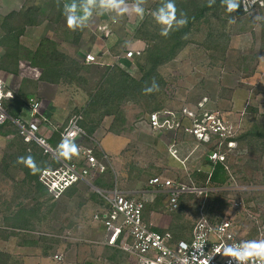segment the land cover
<instances>
[{
	"label": "rangeland",
	"instance_id": "rangeland-1",
	"mask_svg": "<svg viewBox=\"0 0 264 264\" xmlns=\"http://www.w3.org/2000/svg\"><path fill=\"white\" fill-rule=\"evenodd\" d=\"M46 1L0 0V21L12 10H23L27 4H45ZM82 2L83 0H78L77 3ZM150 2L153 3L152 0ZM125 3L136 4L131 0H125ZM92 10L93 18L99 14L102 19L117 20L115 29L123 39L119 46L113 47L116 55L125 49L129 39H142L145 47L147 44L144 38L148 40L150 46L154 42V36L160 33V26L150 15L154 10L152 8L144 12L143 18L136 15L135 20L131 17L127 18L126 14L121 17L112 11L107 13L96 6ZM101 13L105 14L101 15ZM257 14L264 16V0H241L240 7L232 14L225 9L219 13L211 12L206 21L198 22L186 35L177 56L160 68L165 79V84L162 86L163 94L160 96L161 100L165 99L163 110H171L181 118V114H184L183 110L187 108L199 121L206 113L218 116L226 127V137L220 139L216 135H211L210 141H200L184 129L194 126L193 119L183 117L178 130L169 132L172 137L167 135V131V133H159L162 139L155 141L158 132H153L150 128L149 112L145 102L137 104L130 102L123 106L125 119L116 123L118 128L125 127L121 135L130 139L127 147L116 157L104 154L100 150L102 155L98 158L100 161L104 159V162L114 170L117 189L135 188L140 179L155 176L182 181L188 185L194 180L195 169L201 165L207 170L210 169L203 165L208 152L218 148L226 156L230 166V184L190 190L176 210L171 208L168 195L157 193L158 201L154 207L152 201L146 203L147 219L150 221L153 215L164 217L166 224L162 228L180 226L179 229L182 231L180 234L191 235L195 223L206 216L216 221L231 220L240 237L259 236V222L264 217V141L258 143L254 141L251 145L243 142L244 145H241L235 139L239 133L254 124L264 122V24L263 20L254 19ZM40 16L47 17L46 12ZM233 18L235 22H230ZM54 27L52 22L44 20L40 25L28 30L23 38V42L27 45L25 51L23 49V53L26 54L23 56L24 59L31 57L28 55L34 50L41 37L45 34L55 35ZM215 31L230 34L231 41L226 49H219L215 42H209L213 37H217ZM148 66L146 52L143 50V54L134 59V65L128 71L140 78ZM90 74L96 76L98 72ZM19 75L18 78L12 76V79L11 77L3 79L6 85L9 83L11 85L20 82L21 76H24L26 82L30 80V83L23 84L26 92L36 95L44 104L58 97L60 102L70 106L69 117L74 115L76 109L83 106L88 99L86 92L76 85L54 87L45 82L32 81L31 74ZM205 104H209L210 108L204 109ZM111 121L112 117H107L99 132H107ZM47 127H51L50 122L42 125V128ZM228 137L232 138L233 147H230ZM13 138L10 137L13 141L12 147L8 148L7 143L6 147H0V160L5 151L13 152L17 148L27 146V142L21 138ZM220 140L222 143L219 142ZM101 141L104 148L111 153L117 151L120 148L119 144L122 143L113 135L106 136ZM51 143L55 147L58 146L55 140ZM171 143H175L172 148ZM89 144L92 147L97 146L92 142ZM173 148H178V153H174ZM96 149H99L98 146ZM173 153L185 157V163L178 160ZM10 179L0 174L2 194L12 193L13 186ZM93 181L92 178L91 182ZM94 186L88 182H81L80 191L75 190L72 200L63 199L58 210L51 215L52 219L43 223V230L50 232L53 240L40 242V245L35 247L37 248L35 257L38 258L33 263L121 264L119 262L124 261L123 258L118 257L115 261L107 260L113 249L101 243L105 226L102 221L94 217L101 211L102 206L91 199L94 191L103 196L105 189L96 186L97 189ZM154 211L156 214H153ZM0 217V238L8 241L5 247L0 243V250L12 256L8 264H25L23 255L26 254L17 253L14 238L19 242L32 241V239L16 236L15 230L5 227L2 213ZM100 226L102 227L99 228ZM57 251L63 255L62 261H55L54 256ZM16 253L18 256L15 255Z\"/></svg>",
	"mask_w": 264,
	"mask_h": 264
},
{
	"label": "trees",
	"instance_id": "trees-1",
	"mask_svg": "<svg viewBox=\"0 0 264 264\" xmlns=\"http://www.w3.org/2000/svg\"><path fill=\"white\" fill-rule=\"evenodd\" d=\"M131 1L136 4L139 3L144 8V12L151 8L155 10L164 2V0H152L153 3L150 0ZM175 3L178 9L177 15L179 16V12L183 11L187 14L189 22L187 26L178 31L173 30L168 37L161 36L160 34L154 36V42L150 46L148 40L141 36L147 44L142 48L146 52L149 66L140 78L133 76L128 70L116 63L106 67L94 62L87 64L86 61H81L64 51L57 40L46 35L40 38L28 64L35 70H38L36 79L46 83L57 84L58 86L76 85L81 87L88 96L86 104L77 108L74 115L53 131L49 137L50 141L53 142L55 140L59 143L62 134L68 130L70 122L77 117H79L78 122L80 126L87 134L85 136L87 144L93 142L90 137L95 136L96 131L101 128L103 121L107 117H112L107 131L122 134L125 131V127L118 128L116 127V123L119 120L125 119L126 115L123 109L125 103L132 102L137 104L145 102L147 111L149 112L148 121L149 115L152 112L163 111L165 99L161 100L160 96L163 94L162 86L165 84V79L160 70L161 66L177 56L179 49L184 43V38L198 22L202 20L206 21L211 12L214 14L224 9L226 10V6H222V0H215L210 7L207 0H175ZM96 7L100 8L98 5ZM44 12H46L47 17L40 16ZM44 20L52 22L55 25V31L59 34L62 33L63 29L71 31L76 42L81 39L84 32L81 29L75 31L68 29L65 18L62 15V4L58 6L57 0H47L45 4H27L23 10H12L0 21V47L4 49V53L0 58V75L2 70H8L14 75L20 74V46L23 43V38L27 35L30 28L40 25ZM215 33H217V37H213L209 42H215L219 46V49H226L231 41L230 34H225L222 31H215ZM91 72H98V74L94 76L90 74ZM153 78L158 83L159 90L146 94L143 89L151 86ZM6 88L8 89L9 87L6 86ZM27 100L28 93L20 88L14 97L4 99V107L12 118H18ZM209 108V104H205L204 109ZM212 110L215 109L212 108ZM0 134L10 137L12 135V138L19 137L25 141L20 135L18 125L12 119H8L0 126ZM235 139L241 145H244L243 142L251 145L254 141L256 143L261 140L264 141V122L254 124L252 127L239 133ZM228 140H232V138H228ZM12 143V140L8 142V148L12 147ZM94 149L97 157L100 158L102 155L101 151L96 149V147ZM29 155L33 157L40 169L36 174H33L24 164L17 163L18 157ZM60 165V160L45 153L43 147L34 140L27 142V146L24 148H17L13 152L5 151L0 160V174L3 177L11 178L13 186L10 195L7 193L2 194L0 191V213L3 215L6 228L15 230L14 234H17L16 236L32 239V241L25 240L21 242L25 245L37 247V245H40V242L46 243L48 240H53L51 238L52 234L43 230V223L49 222L52 219L51 215L58 210L63 199L68 198L72 200L75 190L80 191L79 184L85 182L82 179L78 180L59 197H56L41 180V174L46 168H55ZM203 165L210 167V169L207 170L204 167L195 169L193 172L195 176L194 180L191 184H188L189 186L204 189L206 187H223L230 184V166L228 165V161L213 162L209 158V155H207L203 161ZM138 170L141 171L139 168ZM93 180L94 185L101 189L110 190L115 188V172L111 166L104 162V159H101L99 162ZM175 182L184 183L182 181ZM186 193L184 192L179 195L177 206L173 209L176 210L179 207ZM158 194L168 195V192L161 190ZM91 199L102 206L100 210L110 208V204L106 198L97 191L91 194ZM157 201L158 198H155L152 202L154 203L152 204L153 207ZM143 215L145 219V208ZM208 219L212 223L217 222L216 220ZM150 227L161 232L170 231L173 234L174 240L190 239L192 235V233L187 236L180 234L182 232L179 229L180 226L172 225L170 228H156V226L150 225ZM127 241H130V239L127 238ZM122 242L123 236L118 240L117 246L108 244L109 247H112L113 253L107 257V260L115 261L118 257L119 259H124V261L119 262L121 264H135L130 253L120 246ZM10 259H12L10 254L0 250V264H8Z\"/></svg>",
	"mask_w": 264,
	"mask_h": 264
},
{
	"label": "built area",
	"instance_id": "built-area-1",
	"mask_svg": "<svg viewBox=\"0 0 264 264\" xmlns=\"http://www.w3.org/2000/svg\"><path fill=\"white\" fill-rule=\"evenodd\" d=\"M142 54V47L130 48L123 54L116 55L115 61L122 58L134 60ZM101 59L103 55L92 52L85 54L87 62L103 63ZM6 86V82L0 75V126L8 119H12L18 125L20 135L26 142L34 140L43 147L45 153L56 157L57 147L53 146L49 138L41 132V125L46 119L41 113V101L31 96L24 108V113L18 118H12L4 107V99L14 97V92ZM183 113L182 118L191 119L193 117L195 122L194 126L184 129L200 141H210L211 135H216L220 139L227 136L226 127L218 116L206 113L205 117L199 121L195 114L187 108L183 110ZM78 120L79 117L73 120L74 126H69L67 131L77 132L75 143L80 148V155L73 157L70 161L60 160L59 167L46 168L41 174V180L56 197H59L78 180L93 178L100 162L95 149L81 143L87 134ZM149 121L154 129H178L182 123L181 118L171 110L152 112L149 115ZM219 142L222 143V140ZM228 143L230 147H233V140H229ZM208 155L213 162H226V156L218 148L211 150ZM150 181L152 184L166 188L170 194L171 208L177 206L181 193L198 189L161 176H155ZM103 196L109 202L110 208L101 210L94 217L104 223V242L117 246L118 240L123 236L120 246L130 253L135 264H150V262L151 264H201L203 261H207V264H247L245 260L219 254L222 251L221 245L228 244L242 248L243 241L264 239V217L259 222V237L243 239L237 235L231 220L212 223L206 216H203L195 223L190 239L174 240L170 231L161 232L151 228L145 222L143 215L145 202L143 200H138L117 189L104 191ZM127 238L130 241H127ZM55 257L60 260L63 256L57 253Z\"/></svg>",
	"mask_w": 264,
	"mask_h": 264
},
{
	"label": "crops",
	"instance_id": "crops-1",
	"mask_svg": "<svg viewBox=\"0 0 264 264\" xmlns=\"http://www.w3.org/2000/svg\"><path fill=\"white\" fill-rule=\"evenodd\" d=\"M69 2H70V0H69ZM77 2H78V0H77ZM125 5L130 10L129 13H126V17L127 18L131 17L132 19L135 20L136 14L134 12H131V9L136 4H132V3L131 4H126L125 3ZM112 13H115V12L112 11ZM115 23H117L116 19H115V22H114L113 20L102 19L101 16H99V14L98 15L96 14V16L94 18L91 17L89 20L85 21V24L87 25V27H84L83 29H81V30H84V32L82 34L81 39L78 42L75 41L74 35H72L71 31H66L65 29L62 30L61 34H59V33H57L55 31V28H54V31H55L54 34L55 35H50V34H45V35L50 37V38H52V39L57 40L61 44V47H62V49H64V51H66L69 55L74 56L75 58H77V59H79L81 61H86L85 60V54L89 53V52H92V53H95L97 55H103V59H101V61H104V62L103 63L102 62L101 63H96V64H100V66H103V67L112 66L114 63H116V64H119L122 67H124L126 70H129V69H131L133 67L134 60L128 59V58H122L121 60L115 61L116 60L115 59L116 58V54L113 51V47L119 46L120 41H122V39H123L121 37V35L119 34V32L117 31V29H115V26H116ZM104 26H105V28H104ZM141 47H143V41L141 39H135V40L134 39L133 40L129 39L127 46L124 47L125 49L121 53H119L118 55L123 54V52L125 50H128L130 48H141ZM26 48H27V45H25V43L23 42L21 44V46H20V74L21 73H26V74H29V75L31 74L32 78H30V79L32 81L44 82V81H39V80L36 79L37 78V74H38V70L37 69L35 70L33 67L28 65L29 62L31 61L32 54H33L34 51L29 49V52H30V50L32 52L28 56H31V57L29 59L28 58H26V59L23 58V56L26 55L25 53H23V49L25 51ZM3 53H4V49L0 47V58L3 55ZM87 64H90V63L87 62ZM1 76L5 80L8 79L9 77H11L10 79H12V76H16V78H18L17 75L12 74L8 70H2L1 71ZM29 81L26 82L25 81V77L21 76L20 82H18V83L14 82L11 85L9 83L7 85H9V88H11V90H13L14 95H15L16 92L20 88H22V90L24 92H26L23 89L24 88L23 86L25 84H27V83H30ZM47 84H50V85H52L54 87H58L57 84H51V83H47ZM18 86L20 88H18ZM27 93H28V100H29V98L31 96L37 97L36 95H33L31 92H27ZM10 98H12V97H10ZM28 100L25 103L24 108L27 105ZM41 103H42V101H41ZM85 104L86 103H84V105ZM24 108L22 109V113L21 114L24 113ZM69 109H70V106L60 102L58 97L56 99H54V100L53 99L50 100V103H47V104L42 103L41 113L46 118L45 121H43L42 125L44 123H46V122H50L51 127L42 128V125H41V132L49 138L52 135L54 130H56L58 127H60L63 123H65L67 121V119L69 118V113H70ZM182 116L183 115L181 114V118H182ZM178 117L180 118V116H178ZM52 128H55V129H52ZM150 128H151V130H153V132L154 131L158 132L155 135L156 136V138H154L155 141H160L162 139V136H160L159 133H167V131H168L167 135L172 137V134L170 135L169 132L170 131L171 132L172 131L176 132L178 130V129H166V128H162V129H154L152 127H150ZM109 135H113V136L117 137V139L122 142L121 144H119L120 148L117 151L113 152V153L107 151L104 148V146L102 145V141H101L102 138H105L106 136H109ZM90 138L93 140L92 143L97 145L99 150H101L104 154H107V155H110V156L114 155L115 157H116V155L118 156L119 153H121L127 147L128 142L130 140L125 135L116 134V133L108 132V131L105 132V133H101V132H99V130L96 131L94 137L91 136ZM9 140H10V136H3V135L0 134V147H6V143L8 144ZM81 143H83L84 145L90 146V144H87L88 142H87L85 137L81 141ZM174 144L175 143H171L170 147L171 148L174 147L175 146ZM173 149L175 150V151L173 150L174 153L175 152L178 153V148H173ZM174 153H173V155L178 160H180L183 163H185V161H186L185 157H179L178 154H174ZM208 154H209V152H208ZM150 166L152 167V165H150ZM153 167L157 168L156 166H153ZM200 167H202V165ZM149 169H150V167H149ZM158 169L160 170V168H158ZM94 176H93V178H94ZM150 178L151 177H148L147 179H144V178L140 179L139 181H137V183H136L137 187H135V188H126V189L125 188H121V189H117V185H115L114 189L122 191L123 193H125L127 195L130 194L129 196H132V197H134V198H136L138 200H143L145 202V204L147 202H149V201L153 202L155 200V198H156V194L159 191H161V190H164L165 192H168V191H166L165 187H162V189H161V186L156 187L154 184L151 183V181H150L151 179ZM91 179L84 180V181L88 182L89 184L94 186V184L91 182ZM144 184H147L149 186H143ZM114 189L105 190V191H111V190H114ZM168 197H169V200H170V194L169 193H168ZM154 213H155V211L153 212V214ZM145 217H146L145 218L146 219L145 222L149 226L151 225V226H154V227L156 226V228H162L166 224V220L162 216L160 217L159 215H153L150 221L147 219L146 214H145ZM0 219H1V217H0ZM101 227L102 226H100L99 228H101ZM68 232H71V231L68 230ZM236 233H237V231H236ZM65 235L67 236V234H65ZM104 236H105V231H103V234H102L103 240H102L101 243H103V245L105 243L104 242ZM258 237L259 236L257 235L255 237H241V238H243V239H257ZM0 243H3L4 247H5V244H7L8 241L6 239H1L0 238ZM14 244L17 246V251H18L17 253L26 254V256L23 255L25 264H35V263H33V261H37L36 258H38V257H35V252H37V248H35V246L25 245V244L19 242V240H17L16 238H14ZM25 251H27V253H25ZM17 253L15 255L18 256ZM31 253H33V254H31ZM57 253L62 254L60 251L55 252V254H57ZM31 255H33V256H31ZM38 256H40V255H38ZM44 258H46V257H44ZM54 258L56 259L55 261H62V259H63V257H62V259L59 260L55 256H54ZM45 261H46V259H45Z\"/></svg>",
	"mask_w": 264,
	"mask_h": 264
},
{
	"label": "clouds",
	"instance_id": "clouds-1",
	"mask_svg": "<svg viewBox=\"0 0 264 264\" xmlns=\"http://www.w3.org/2000/svg\"><path fill=\"white\" fill-rule=\"evenodd\" d=\"M215 0H207L210 7ZM58 6L62 4V15L65 18L68 29L75 31L87 27L85 21L89 20L93 13L92 8L99 6L105 12L114 11L118 16H123L129 13V8L125 5V0H83L82 3H77V0H57ZM222 6H226L228 13L235 12L240 7V0H222ZM139 17L143 18L144 8L137 3L132 9ZM175 0H164L162 5L151 11L150 15L153 20L160 26V35L168 37L169 34L176 30L187 26L189 18L183 11L179 12ZM105 13H101L103 15ZM111 18V17H110ZM255 20H264V16L257 14ZM115 22V20H113ZM235 22V18L232 21ZM91 59V57H90ZM159 85L153 78L151 86L145 87L143 91L150 94L153 91H158ZM74 126V122H70V127ZM76 131H66L62 135L61 141L56 149V158L58 160L70 161L73 157L80 155V148L75 143ZM17 163L27 166L33 174H36L40 169L31 155L21 156L17 158ZM242 248L229 246L228 244L221 245L222 251L219 254L223 256L235 257L238 260H245L247 264H264V239L243 241ZM151 264V262H150ZM207 264V261L201 262Z\"/></svg>",
	"mask_w": 264,
	"mask_h": 264
},
{
	"label": "water",
	"instance_id": "water-1",
	"mask_svg": "<svg viewBox=\"0 0 264 264\" xmlns=\"http://www.w3.org/2000/svg\"><path fill=\"white\" fill-rule=\"evenodd\" d=\"M95 188H97L96 186H94ZM98 189V188H97Z\"/></svg>",
	"mask_w": 264,
	"mask_h": 264
}]
</instances>
